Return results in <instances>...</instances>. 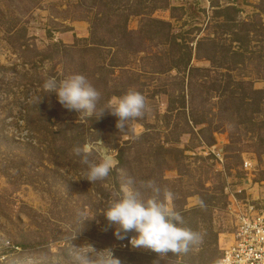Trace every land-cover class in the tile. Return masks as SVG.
<instances>
[{"label": "rangeland", "instance_id": "1", "mask_svg": "<svg viewBox=\"0 0 264 264\" xmlns=\"http://www.w3.org/2000/svg\"><path fill=\"white\" fill-rule=\"evenodd\" d=\"M109 3L112 23L127 14L131 30L147 19L167 25L153 24L152 38L144 33L137 52L82 53L71 48L89 43L87 18L96 2L0 0V264H78L77 254L93 258L105 248L121 264H131L129 257L132 264H213L230 232L231 200L264 197V0ZM173 40L190 50L188 67L197 70L175 67ZM101 62L109 68L103 77L111 76L110 91L116 86L145 97L144 115L121 130L107 110L109 121L97 130L95 121L43 91L48 78L88 73L94 81V63ZM189 78L197 94L192 101ZM37 97H43L39 104ZM111 97H102L104 107ZM193 107L204 121L197 126L189 117ZM79 142L91 146V162L112 157L104 180L80 178L86 166L74 153ZM212 146L222 149L221 164L208 153ZM246 158L249 172L242 168ZM129 180L141 199L154 195L144 185L157 187L159 200L182 216V227L198 241L162 256L117 239L100 210Z\"/></svg>", "mask_w": 264, "mask_h": 264}, {"label": "clouds", "instance_id": "2", "mask_svg": "<svg viewBox=\"0 0 264 264\" xmlns=\"http://www.w3.org/2000/svg\"><path fill=\"white\" fill-rule=\"evenodd\" d=\"M43 91L46 94L54 93L57 102L65 109L83 113L89 118H99L107 110L117 117V130L124 129L128 121L141 118L146 110L145 97L138 91L129 90L120 96H112L97 114L100 93L82 74H73L60 81L48 78L43 83ZM42 99L37 97V103ZM90 151L91 146L87 144L74 149L75 155L86 166L80 178L91 184L104 180L114 167V161L110 155L105 154L99 162H91L88 159ZM130 184V180L126 181L120 194L100 210L109 225L114 226L113 234L117 239L127 238L131 247L148 249L162 256L169 252H186L190 245L198 241L196 233L182 227V216L159 200L160 190L157 187L151 182L144 185L154 195L141 199L134 189L128 187ZM75 259L78 264H121L110 248L100 250L93 258L85 252L77 254Z\"/></svg>", "mask_w": 264, "mask_h": 264}, {"label": "trees", "instance_id": "3", "mask_svg": "<svg viewBox=\"0 0 264 264\" xmlns=\"http://www.w3.org/2000/svg\"><path fill=\"white\" fill-rule=\"evenodd\" d=\"M94 2H96L97 4V9L95 14L91 17V18H87V20L90 22V28H89V38L88 40H84V43H88L91 46H88V44H85L84 46H82L83 48H76V46H72L71 50L72 51H81L82 53H90L91 51H96V50H101V49H112L113 47L115 48L113 54L115 53V55H117L118 53H120L121 48H125L128 51L131 52H137L139 50H143L144 47H142V45L144 44L143 39H144V33H150L149 36L146 37V39H151L152 35H153V24L160 26V25H167L164 21H160V20H155V19H147L145 21H141L140 22V26L137 30H131L128 28L127 24H128V19H127V14H123L124 19L119 22V23H112L111 21V12L113 11L111 4L109 3L110 0H92ZM112 1V0H111ZM121 12V11H120ZM132 14H136L135 12H132ZM86 18V17H84ZM173 45L176 47L177 51H179V56L177 57L176 62H174L175 67H181L179 65H182V68L187 70L188 69V73H192V71L197 70L196 68H191L188 67L190 59H191V52L190 50H184V45L182 46L180 42H177L176 40L172 41ZM134 48V49H133ZM79 49V50H78ZM196 56L197 52H196ZM103 60V58L101 59ZM110 63V62H109ZM94 67L97 68V72L99 73V75L97 76V79H94V81L89 80L91 74L85 73V77L88 79V81L99 91L100 93V98L97 102V109L96 112L97 114L104 108V100H103V96L107 95L108 96H120L122 95V92H117L116 86L115 89L113 88V90H109V88L107 87V83L108 80H110V78L103 77V72L105 70H109V68L104 67L103 62L99 63L98 65L96 63H94ZM111 67L113 66H117L112 65V62L109 64ZM111 72V71H110ZM107 74V73H106ZM93 79V78H92ZM187 86H188V93L190 95V99L191 101L196 97V92L195 89H193L194 84L191 81V78L188 79L187 82ZM254 93H257L259 91H253ZM107 101V99H106ZM104 103V104H103ZM195 112V108H191V110H189V117L190 120L192 122V124L194 126L200 125L202 124L204 121L202 119H197L194 115ZM106 111L99 117V118H95L92 117L90 118L91 120L95 121V125L94 128L99 130L103 129V127L105 126V123H107L109 120H107L106 118ZM99 123V124H98ZM115 122L113 123L112 121V125H114ZM209 128H204L202 130H200V132H204L205 130H208ZM212 139H209V143H212ZM80 145H78V147H81V142H79ZM260 153V152H257ZM126 154L124 153V149H119V153H118V162L120 166L125 165V161H126ZM128 167V166H127ZM126 168V167H124ZM130 235V233H129ZM22 245V244H21ZM220 257V255H219ZM218 258L214 259L213 262H208V263H214L218 261ZM135 258L129 257L128 258V262L132 264V261L134 262Z\"/></svg>", "mask_w": 264, "mask_h": 264}, {"label": "built area", "instance_id": "4", "mask_svg": "<svg viewBox=\"0 0 264 264\" xmlns=\"http://www.w3.org/2000/svg\"><path fill=\"white\" fill-rule=\"evenodd\" d=\"M221 152L218 147L208 148V153L220 164ZM242 168L251 170L250 158L243 159ZM231 201L228 204L230 232L223 238L220 257L213 264H264V197Z\"/></svg>", "mask_w": 264, "mask_h": 264}]
</instances>
